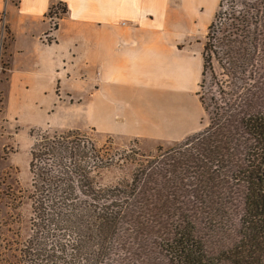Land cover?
Listing matches in <instances>:
<instances>
[{
  "label": "trees",
  "instance_id": "16d2710c",
  "mask_svg": "<svg viewBox=\"0 0 264 264\" xmlns=\"http://www.w3.org/2000/svg\"><path fill=\"white\" fill-rule=\"evenodd\" d=\"M52 8L48 16L59 18ZM196 95L208 118L204 130L141 155L131 180L114 186L98 182L117 156L110 143L99 147L78 130L38 132L30 186L20 197L30 204L29 233L7 243L1 263L157 264L163 256L166 264H262L264 0L218 1ZM235 190L240 236L214 255L200 224L222 217Z\"/></svg>",
  "mask_w": 264,
  "mask_h": 264
},
{
  "label": "crops",
  "instance_id": "0c3cea01",
  "mask_svg": "<svg viewBox=\"0 0 264 264\" xmlns=\"http://www.w3.org/2000/svg\"><path fill=\"white\" fill-rule=\"evenodd\" d=\"M54 1L0 0V145L15 146L10 159L31 130L57 129L68 113L97 129L113 121L129 139L192 134L171 136L186 119L181 100L198 91L210 0H58L66 13L51 18Z\"/></svg>",
  "mask_w": 264,
  "mask_h": 264
},
{
  "label": "rangeland",
  "instance_id": "374dc122",
  "mask_svg": "<svg viewBox=\"0 0 264 264\" xmlns=\"http://www.w3.org/2000/svg\"><path fill=\"white\" fill-rule=\"evenodd\" d=\"M10 1L15 2V0ZM218 1L210 0V3L205 5V18L203 20L206 21V26L202 29L204 38L207 26L212 20ZM62 7V4L56 0L53 3L52 11L58 14ZM194 46H198V44H194ZM2 69H4V66ZM196 92L189 93L183 101L181 100V105L183 104L182 107L184 110L181 112L185 115L184 118L186 119L183 123L179 124L178 129L172 130L173 133H171V136L177 137L191 132L192 134L198 133L203 131L208 125L207 115L199 103ZM113 124V121L110 124L103 122L99 124L97 129L95 126H92L89 115L83 114L80 116L68 113L64 119L59 121L56 127L57 129L31 130L30 134L33 136L29 140V146L26 141L20 142L18 154L13 159H10V156L14 152L15 146L11 142H7L4 146L0 145V256L4 253V247L7 246L8 242L12 243L15 240L21 241L29 233L30 204L26 198L20 197L22 195L25 197V192L30 186V174L28 170L29 150L38 132L49 131L52 133L54 131H66L68 129L78 130L82 134L95 140L99 147L110 143L114 151L113 153L117 154V156L115 155L114 163L100 174L98 182L103 187L130 181L138 161L145 159L141 155H156L159 147L166 150L184 142L188 136L192 135L189 134L174 141L129 139L125 136H120L119 132L117 133L113 130ZM135 153H139V155L135 157ZM121 156L126 157L127 160H119L118 158ZM231 194L232 204L225 210L222 217L218 216L211 218V220L203 218L200 224L207 248L214 255H218L221 251L231 247L238 241L240 236L239 220L243 211L241 192L235 190ZM204 217L209 216L204 215ZM155 262L157 264H166L167 260L163 256H157ZM0 264H2L1 260ZM220 264L230 263L228 261H222ZM262 264H264V260Z\"/></svg>",
  "mask_w": 264,
  "mask_h": 264
},
{
  "label": "built area",
  "instance_id": "2783aa9c",
  "mask_svg": "<svg viewBox=\"0 0 264 264\" xmlns=\"http://www.w3.org/2000/svg\"><path fill=\"white\" fill-rule=\"evenodd\" d=\"M56 17V16H54ZM8 38V32L6 27L5 13L0 15V70L3 68V51L5 48L6 40Z\"/></svg>",
  "mask_w": 264,
  "mask_h": 264
}]
</instances>
